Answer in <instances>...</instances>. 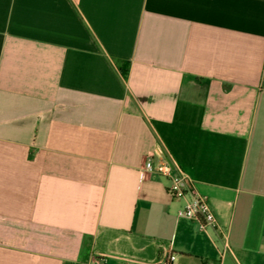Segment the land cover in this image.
I'll return each instance as SVG.
<instances>
[{"label": "crops", "instance_id": "obj_1", "mask_svg": "<svg viewBox=\"0 0 264 264\" xmlns=\"http://www.w3.org/2000/svg\"><path fill=\"white\" fill-rule=\"evenodd\" d=\"M169 255L264 264V0H0V264Z\"/></svg>", "mask_w": 264, "mask_h": 264}, {"label": "built area", "instance_id": "obj_2", "mask_svg": "<svg viewBox=\"0 0 264 264\" xmlns=\"http://www.w3.org/2000/svg\"><path fill=\"white\" fill-rule=\"evenodd\" d=\"M159 174L169 179L168 192L174 198H184L189 196L184 208L179 211L180 217L196 221L201 229L216 224V217L208 203L206 197L199 195L194 189H190L187 177L175 171L173 165L168 160H162L158 164L154 162V155L151 153L146 158L142 175ZM174 255H169L166 260L157 264H174Z\"/></svg>", "mask_w": 264, "mask_h": 264}, {"label": "trees", "instance_id": "obj_3", "mask_svg": "<svg viewBox=\"0 0 264 264\" xmlns=\"http://www.w3.org/2000/svg\"><path fill=\"white\" fill-rule=\"evenodd\" d=\"M121 72H122V75L124 76V77H126L127 76V73H128V69L127 68H123V67H121Z\"/></svg>", "mask_w": 264, "mask_h": 264}]
</instances>
